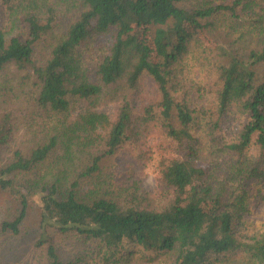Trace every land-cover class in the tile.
<instances>
[{"label":"trees","instance_id":"obj_1","mask_svg":"<svg viewBox=\"0 0 264 264\" xmlns=\"http://www.w3.org/2000/svg\"><path fill=\"white\" fill-rule=\"evenodd\" d=\"M0 10V74L15 68L23 88L0 100V190L19 203L2 227L16 232L38 196L49 264H119L123 249L173 253L164 264L238 249L264 264V230L239 232L243 202L228 188L264 162V0H0ZM221 19L241 27L234 42L205 40ZM190 66L204 75L191 79ZM147 75L157 95L138 108L130 95ZM107 103L114 117L96 109ZM232 109L245 121L231 141L220 123ZM17 116L28 121L18 136ZM149 136L145 159L168 189L153 207L110 192L102 167ZM53 233L90 245L61 261Z\"/></svg>","mask_w":264,"mask_h":264},{"label":"rangeland","instance_id":"obj_2","mask_svg":"<svg viewBox=\"0 0 264 264\" xmlns=\"http://www.w3.org/2000/svg\"><path fill=\"white\" fill-rule=\"evenodd\" d=\"M230 1L232 0H213L214 3H228ZM233 21L239 22L234 18ZM238 27L235 28L229 19H221L213 24L209 29L210 31H206L205 40L234 42L238 35L242 33L241 27ZM244 36L246 37L247 35ZM109 41V36H106L104 42ZM238 43L244 46L241 49L254 47L248 38H242ZM40 51L43 54L44 50L40 49ZM87 63L93 69V61H87ZM188 69L191 79L198 80L204 75V72H199V69L195 66H190ZM257 72L258 77L263 79L264 63L259 65ZM24 75L25 73H22V76ZM20 79H22L21 75L13 67L1 72L0 100L3 97L12 96L23 89L22 83H19ZM156 95V86L152 79L148 75L144 76L139 88L136 91L133 90L130 95L131 104L141 108L149 100H154ZM115 107V103H107L98 106L96 109L107 113L110 117H114ZM244 121L245 117L237 110H230L221 119V134L224 138L232 141L237 136ZM17 122L20 131H17L16 136L21 134L22 127L28 125L27 119H23L22 116H17ZM154 142L156 141L155 139L153 141L152 136L143 138L138 142L134 140L116 155L103 160V172L110 177L108 178V189L110 192L118 193L122 198L126 197L128 200L135 199L133 203H137L140 206H160L165 202L168 197V189L159 181L151 160L147 161L145 159L144 150ZM257 154L256 148L252 147L250 155L255 158ZM4 157L5 155L1 153L0 160ZM229 160H231L230 157H224L221 165L224 166ZM221 165L218 166V174L220 177H225V171L220 168ZM240 179V177H237L228 184L231 193L241 198L243 202L242 210L236 218L237 229L243 235L261 233L264 230V162L258 165L253 175L246 177L242 181H239ZM80 184L84 189L92 185L88 179H85ZM18 211L19 203L17 199L8 192L0 190V264H49L50 260L46 254V245L37 242L40 234L38 196L30 198L26 214L19 222L16 232L2 227L3 222L14 221ZM51 237L54 244L57 245V252L61 261L72 259L84 251L87 245H90L89 242H83L72 236L53 233ZM119 254L123 257L119 264H164L171 263L174 257L173 253L153 254L139 249L126 252L123 249ZM93 256L96 257V251H94ZM251 261L248 254L237 249L216 256L213 264H251Z\"/></svg>","mask_w":264,"mask_h":264}]
</instances>
